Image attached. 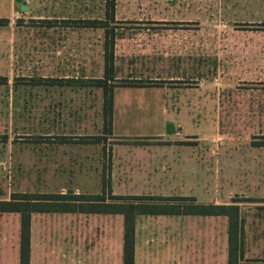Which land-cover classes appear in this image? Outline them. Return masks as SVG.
<instances>
[{
    "label": "rangeland",
    "instance_id": "1",
    "mask_svg": "<svg viewBox=\"0 0 264 264\" xmlns=\"http://www.w3.org/2000/svg\"><path fill=\"white\" fill-rule=\"evenodd\" d=\"M259 2L116 0L115 21L98 27L89 20L104 18V0H73L67 11L56 4L51 25L39 13L19 12L0 27V198L22 191L101 193L108 200L185 195L195 203H237L245 218L264 216ZM109 26L111 133L104 129L103 88L94 82L104 74ZM39 76L42 83L33 84ZM72 78L87 84H69ZM75 215L34 213L33 227L110 229L112 240L124 230L122 214ZM19 234L20 214L0 213V248L13 253ZM248 258L242 262L258 264L257 255Z\"/></svg>",
    "mask_w": 264,
    "mask_h": 264
},
{
    "label": "crops",
    "instance_id": "2",
    "mask_svg": "<svg viewBox=\"0 0 264 264\" xmlns=\"http://www.w3.org/2000/svg\"><path fill=\"white\" fill-rule=\"evenodd\" d=\"M23 2L28 5L27 10H23L22 3L16 0H0V17L9 19L6 25L0 27L14 23V18L19 17V12L39 13L38 17H42L39 19H51V15L48 14L56 12V4L60 5L61 11L63 6L67 11L72 7L71 2L73 4V0H24ZM259 3L264 12V2ZM242 210L240 206L241 217L244 218L242 256L243 262H248L247 259L251 254L259 258L264 257V224L262 223L264 216L251 214L245 218ZM57 213L76 214L77 217L83 214V212ZM145 217H166L169 223L166 227L140 224V218L143 220ZM223 219L226 230H223ZM228 227V217L225 215H140L135 230V264H228ZM123 234L124 230L112 240L110 229L36 230L32 218L30 264H123ZM50 236H53L54 240ZM249 245L253 246L252 252L248 250ZM13 251L12 253L7 245L0 248V264H20L19 245ZM259 258L256 259L257 263L264 264Z\"/></svg>",
    "mask_w": 264,
    "mask_h": 264
},
{
    "label": "trees",
    "instance_id": "3",
    "mask_svg": "<svg viewBox=\"0 0 264 264\" xmlns=\"http://www.w3.org/2000/svg\"><path fill=\"white\" fill-rule=\"evenodd\" d=\"M105 12L103 19L89 20L90 26H100L108 18L115 21L116 0H104ZM8 18L0 17V26L8 23ZM51 25L53 19L44 18ZM106 42L104 46V74L95 78L103 88V115L107 133L113 128L114 115V80L115 70V35L112 26L106 27ZM41 76L33 78V84L42 83ZM69 84L85 86L83 78H72ZM67 139V138H62ZM87 139V138H84ZM99 141V138H97ZM108 200L103 194H77L72 192H14L9 199L0 198V213L20 214L19 262L30 264L31 254V224L34 213L44 212H83L101 214H122L124 216L123 234V264H135V230L140 215L159 214H200L225 215L228 217L229 258L228 264H244V220L241 217L240 206L237 203H200L195 196L185 195H120L111 194Z\"/></svg>",
    "mask_w": 264,
    "mask_h": 264
},
{
    "label": "water",
    "instance_id": "4",
    "mask_svg": "<svg viewBox=\"0 0 264 264\" xmlns=\"http://www.w3.org/2000/svg\"><path fill=\"white\" fill-rule=\"evenodd\" d=\"M16 1L22 3V9L23 10H27L28 9V5L23 2L24 0H16ZM173 132H174V123H169L168 124L167 133H173Z\"/></svg>",
    "mask_w": 264,
    "mask_h": 264
}]
</instances>
